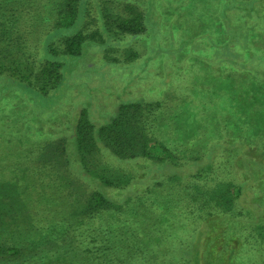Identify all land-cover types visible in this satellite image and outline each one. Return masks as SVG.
I'll return each mask as SVG.
<instances>
[{
  "label": "trees",
  "instance_id": "16d2710c",
  "mask_svg": "<svg viewBox=\"0 0 264 264\" xmlns=\"http://www.w3.org/2000/svg\"><path fill=\"white\" fill-rule=\"evenodd\" d=\"M31 1L57 12L38 54ZM139 37L140 68L128 43L111 54ZM154 59L163 98L62 106L79 67L138 68L131 95ZM0 149V264H147L174 222L196 230L197 264H264V0H0Z\"/></svg>",
  "mask_w": 264,
  "mask_h": 264
},
{
  "label": "rangeland",
  "instance_id": "374dc122",
  "mask_svg": "<svg viewBox=\"0 0 264 264\" xmlns=\"http://www.w3.org/2000/svg\"><path fill=\"white\" fill-rule=\"evenodd\" d=\"M61 1V0H60ZM118 4H120V1H117ZM28 8L32 9L31 16H33V19L30 17L23 19L24 24H28L31 26V32L34 36L33 38L29 39V42L27 43L31 46L30 49L33 53L38 54L41 51V46L43 44V41L45 40L47 36V32L50 28V26L53 24L55 19L57 18V12L53 8V5L50 3H38V2H29ZM164 18L163 22L164 25L169 24L170 20L173 18L177 19V16L168 8H163ZM187 18H191L190 16H187ZM197 17L193 16L192 18ZM167 27V26H166ZM166 31H168L167 28H165ZM173 39H171L169 36L164 38V42L162 44L166 47H168ZM124 43H128L129 46H132L134 49L140 52L141 58L138 59L136 62L137 67L140 68L142 66L143 60L145 58L149 57L151 54V47L150 42L145 37H139L135 39H126L125 42H122L120 45H115V50L111 53L114 56H122L124 53ZM97 49H94L96 53H94L90 59L92 61H88V64L93 63V67L98 65L97 67H101L102 61H103V55L99 52L100 49L98 47H95ZM96 55V56H95ZM89 60V59H88ZM158 60V59H156ZM155 59L151 61V64L147 67V71L144 72L141 77L140 81L134 85L131 89L134 90L132 94L128 95L127 92L124 93V90H122L123 87H120V83L124 82L127 78H130V75H135L137 72V69L132 68L131 70H127L125 72H122L120 69H114L117 74L106 78L98 77L97 75H93L94 78L90 75V73L86 72L89 70L85 68L86 71L83 70V68L78 69V72L76 74H73V78H76V81L73 82V88L69 89V92L67 93V96L64 100H62V106H67L68 108H65V111H68L71 109L70 105L75 103V101L80 102L82 105L90 104L92 101L93 108L95 112L99 110V113L102 112L105 115H112L111 106L113 103L116 104L118 101L123 102L126 101V98L129 100L130 97L134 95V98H138L141 100H144V98H150V99H158L163 98L164 96V87L162 79L164 76H166V72L169 71V68H162L163 63L159 62L156 63ZM122 66V65H119ZM111 70V69H110ZM82 71L83 73H79ZM120 73V74H119ZM165 74V75H164ZM176 74V71H175ZM139 74L135 75L138 76ZM169 78L167 79V81ZM171 82V79L167 82ZM173 85V84H172ZM93 86V87H92ZM97 86V87H95ZM170 84H168V87ZM77 88V89H74ZM121 88V89H120ZM130 89V90H131ZM73 90H77L76 92ZM74 94V95H73ZM75 97L77 98L75 100ZM81 97V100H79ZM12 102L14 101V97H12ZM12 102L7 103L8 106L5 107L8 108ZM68 102L67 104H65ZM19 102L14 103L15 108L18 110H22V107L20 108ZM103 105V106H102ZM104 107L106 108L105 110ZM13 108V107H12ZM103 108V109H102ZM9 111V110H8ZM59 111V110H58ZM68 111V112H70ZM67 112V113H68ZM65 113V112H64ZM60 114V117H58V121L61 123L62 120L67 118V113ZM17 126L22 124L25 120L24 116L22 114H14L11 119ZM15 121V122H14ZM18 127V128H19ZM57 128V127H55ZM36 130L38 134L36 135V140L40 141L39 139L44 138L43 136L46 134H52V135H59L61 133H58L57 129H52L49 127L47 130L45 127L42 126L36 127ZM8 139H11V144H18L19 146H22V150L27 151L28 149H31V145L29 142H32V139L29 137L25 139L23 136H13L9 137ZM15 140V141H14ZM17 140H21V142H17ZM26 144L24 145V143ZM9 148H13L10 147ZM24 145V146H23ZM7 149V146H6ZM1 150V149H0ZM8 150V149H7ZM40 152L41 150H37ZM5 152L4 149L0 151V153ZM161 222V221H158ZM168 233H169V239L168 244L165 246H157L154 247V249H150L149 251H157V257L152 258V260H147V264H183L182 261L184 260V264L186 261L188 264H197L196 262V256L198 254L199 246L198 239H197V232L194 229H189L186 225L177 224L174 222L173 224H170L168 226ZM196 235V239L193 238V236ZM185 239L184 244L181 240ZM179 240V241H178ZM185 256V257H184ZM190 262V263H189Z\"/></svg>",
  "mask_w": 264,
  "mask_h": 264
}]
</instances>
